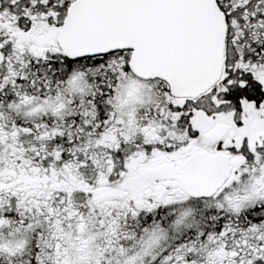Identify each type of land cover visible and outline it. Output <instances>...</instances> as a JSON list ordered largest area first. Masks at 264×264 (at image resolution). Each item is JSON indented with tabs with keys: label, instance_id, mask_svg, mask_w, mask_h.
<instances>
[{
	"label": "snow or ice",
	"instance_id": "1",
	"mask_svg": "<svg viewBox=\"0 0 264 264\" xmlns=\"http://www.w3.org/2000/svg\"><path fill=\"white\" fill-rule=\"evenodd\" d=\"M0 264H264V0H0Z\"/></svg>",
	"mask_w": 264,
	"mask_h": 264
}]
</instances>
